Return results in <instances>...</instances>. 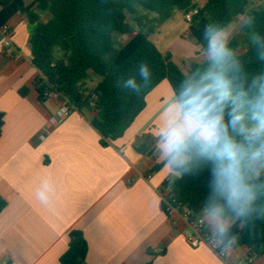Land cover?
<instances>
[{"label": "crops", "instance_id": "crops-1", "mask_svg": "<svg viewBox=\"0 0 264 264\" xmlns=\"http://www.w3.org/2000/svg\"><path fill=\"white\" fill-rule=\"evenodd\" d=\"M8 24L21 59L4 56L0 32V112L5 116L0 199L7 203L0 213V264H60L74 230L83 232L88 243L83 264H225L205 245L191 248L185 238L190 227L184 221L171 225L163 211L162 187L174 179L163 167L153 172L159 164L151 145L170 83L162 82L147 96L144 111L107 147L93 125L96 113L88 110L75 109L48 133L60 102L38 99L35 81L42 74L32 63L27 17L17 14ZM183 35L178 40L186 50L184 59L194 58L199 44L189 32ZM98 83L90 74L87 87ZM44 179L55 186L46 205L35 196ZM246 253L245 246L236 245L230 264H244ZM255 264H264V257Z\"/></svg>", "mask_w": 264, "mask_h": 264}, {"label": "trees", "instance_id": "trees-1", "mask_svg": "<svg viewBox=\"0 0 264 264\" xmlns=\"http://www.w3.org/2000/svg\"><path fill=\"white\" fill-rule=\"evenodd\" d=\"M255 0H207L200 8L195 0H0V28L17 14L27 17L35 29L30 39L32 63L42 77L35 81V90L41 104L48 100L45 93L56 94L83 112L96 113L93 125L102 136L103 147L119 138L146 108L147 96L162 82L173 87L184 71L171 53L163 54L150 36L177 12L187 15L195 12L189 24V36L200 44L205 24L210 21L232 24L246 14ZM156 15L150 20L140 10ZM41 14L49 15L43 20ZM133 17L139 31L129 24ZM255 23L243 27L242 38L234 37L230 45L245 49L239 54L249 72L262 66L254 57L253 33L264 36V7L253 11ZM151 25V26H149ZM131 34L132 39L117 47L114 34ZM136 33V34H134ZM146 62L152 71L150 84L139 94L124 89L122 80L134 75L137 65ZM201 61H192L198 66ZM188 71V69H187ZM90 74L99 78L92 90L98 95L96 107L90 106L86 95ZM5 116L0 112V138ZM162 168L157 165L153 172ZM173 200L195 215H200L206 191L205 178L186 176L171 182ZM7 203L0 199V213ZM165 213V204L162 202ZM237 246H245L253 254L264 257V220L256 221L239 231ZM89 251L83 232L70 233L68 250L60 264H83Z\"/></svg>", "mask_w": 264, "mask_h": 264}, {"label": "clouds", "instance_id": "clouds-1", "mask_svg": "<svg viewBox=\"0 0 264 264\" xmlns=\"http://www.w3.org/2000/svg\"><path fill=\"white\" fill-rule=\"evenodd\" d=\"M254 17L246 19L251 27ZM232 25L210 21L200 37L202 60L189 61L164 99L152 137L156 163L174 180L204 177L201 230L209 248L230 264L239 231L264 220V67L249 72L230 45ZM255 59L264 66V36L253 33ZM152 79L146 62L121 86L141 93ZM55 186L44 179L35 196L48 204Z\"/></svg>", "mask_w": 264, "mask_h": 264}, {"label": "built area", "instance_id": "built-area-1", "mask_svg": "<svg viewBox=\"0 0 264 264\" xmlns=\"http://www.w3.org/2000/svg\"><path fill=\"white\" fill-rule=\"evenodd\" d=\"M194 13L195 12L187 14L186 19L188 21H191ZM0 32L3 39L4 56L8 59L19 61L21 59V55L20 52L16 49L13 42V28L9 24H6L0 28ZM45 95L48 100L51 98H55L60 102V107L57 114L52 116L47 123V132L50 133L57 130V128L64 122L65 119L70 116V114L75 109L70 105L68 100L60 99L54 93L46 92ZM86 95L90 97V106L95 108L98 100V95L92 91L87 92ZM161 196L162 202L166 206L165 214L169 220V223L173 226H179L182 221H184L190 227V232L185 235L188 245L193 249H198L203 245L209 248L208 244L206 243V237L201 230L202 220L200 215L193 214L182 204H179L173 200L171 181H168L163 185ZM246 249L247 253L245 256L244 264H255L258 256L253 254L250 248L246 247Z\"/></svg>", "mask_w": 264, "mask_h": 264}, {"label": "rangeland", "instance_id": "rangeland-1", "mask_svg": "<svg viewBox=\"0 0 264 264\" xmlns=\"http://www.w3.org/2000/svg\"><path fill=\"white\" fill-rule=\"evenodd\" d=\"M207 0H195V4L198 7H202L206 4ZM264 7V0H255L251 2L250 6L248 7L246 14L243 16H240L234 20L232 25V38L239 37L242 38L243 36V27L246 24V19L251 16V13L253 11L259 10ZM141 15L147 17L150 20H154L156 18L155 14L147 13L144 10H140ZM48 16H45L44 19H47ZM129 24L135 29L136 32L139 31V27L134 23L133 17L129 16L128 18ZM188 20L186 19V15L183 14L182 17H179V15L171 18L168 20V23L162 27V25L154 32L156 34H153L151 36L152 40L159 43V48L161 51H170L172 55H174L175 61L180 65V67L187 71L189 61L194 60H202L201 52H199L194 58L191 59H184L185 54L183 47V41L178 40L180 35L183 33L184 35H187L189 32L188 29ZM151 26V25H149ZM35 27L32 26V30H34ZM183 35V36H184ZM133 35L131 34H120L116 33L114 34V41L116 42L117 47H120L121 45L127 44L130 39H132ZM245 52V49L241 48L238 51V54H242ZM89 92L94 89V85L89 84L87 87Z\"/></svg>", "mask_w": 264, "mask_h": 264}]
</instances>
